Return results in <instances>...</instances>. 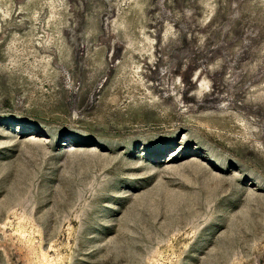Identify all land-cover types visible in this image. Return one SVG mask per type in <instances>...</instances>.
<instances>
[{"label": "rangeland", "instance_id": "rangeland-1", "mask_svg": "<svg viewBox=\"0 0 264 264\" xmlns=\"http://www.w3.org/2000/svg\"><path fill=\"white\" fill-rule=\"evenodd\" d=\"M0 264H264V0H0Z\"/></svg>", "mask_w": 264, "mask_h": 264}]
</instances>
